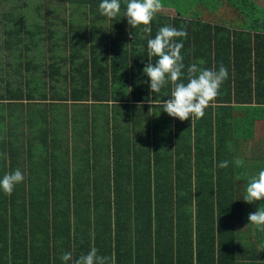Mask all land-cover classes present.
<instances>
[{"label": "trees", "instance_id": "trees-1", "mask_svg": "<svg viewBox=\"0 0 264 264\" xmlns=\"http://www.w3.org/2000/svg\"><path fill=\"white\" fill-rule=\"evenodd\" d=\"M38 1L44 6H37L32 10L25 8L20 11L18 17L14 15L15 18L10 15L11 25L7 33L18 34L20 28H23L25 19L36 22L26 27L32 30L30 34L34 38L44 33L51 37L57 33L60 26L68 25V33L84 37L83 45L86 44V49L82 51V43H80L78 53L84 55L87 52L84 56L89 57L83 59L79 65L73 64L74 58L65 60L69 67L64 73L60 72V67L55 64L49 65L40 77L34 70L36 66L34 71L28 72L30 76L25 82L27 100L36 102L37 98L56 96L57 99L52 100L58 101V111L56 112L55 106L52 105L53 108L45 113L49 120H46V129L39 133V135L45 133V146L53 148L59 119H62L64 126L67 127V111L60 110L59 103L68 101L83 103L87 95L94 99L95 112L107 116L105 119L107 137L114 140L112 143L123 138L125 132L127 137L116 142L120 154L109 151L106 167L103 169L101 163L97 161L94 167L88 168V171L80 172L77 169L75 174L69 175L61 161L62 169L58 173L49 167L54 152L48 155L49 159L39 154L35 168L40 169V172L46 171L45 179L33 181L30 175L26 174L27 176L24 175V180L15 186L10 196L0 191V264H65L61 260L65 252H71L73 258H78L82 253H87L91 247H95L100 256L109 254V258H112L114 255L116 264H121V260L116 256V252L121 249L128 254L127 261H146L140 254L145 253L146 250H141V247L146 242L148 248L156 249L154 260L159 264H236L238 261L236 224L240 221L246 223L249 211L252 208L256 210L263 207L264 200L253 204L243 201L248 182L246 157L242 158L241 155L232 153L234 143L231 149L230 133L236 135L234 139L236 141L237 138L252 134L255 122L263 121L264 108L261 105L264 104V99L261 100L258 96L262 95L264 87L261 86L260 91L254 93L243 88L239 89V92L245 90L250 102L253 97H257L255 101L258 104L250 106V109L246 107L244 117H241L234 127L226 123L231 117L230 107L219 108L215 127L217 126L218 129L223 127L224 131L222 130L223 135H221L218 129L215 130L216 150L212 148L210 142L212 124L208 121L198 125L194 131L189 127L186 133L181 132V134L179 133L181 127L172 130L176 141V146L173 147L175 158L169 161L166 152L163 153V150L170 148L169 145L174 142L172 131L168 127L166 131L160 128L159 132L169 136L152 137V135L146 146L148 149L139 147L141 149L139 150L135 147L136 140L133 141L127 135L131 130L125 129L124 132L122 123L120 124L114 116L121 111L126 112L124 108L128 107L124 104L148 100L149 94L154 99L158 98L156 93L126 90L113 81L120 62L135 61L133 56H129L133 55V52L126 49L135 38L136 30L127 24L123 14L126 8L123 0H121L120 13L113 19L100 14L98 6L101 0ZM181 1L185 6L200 8L206 12V23L201 25L200 32L205 36L201 48L204 46L207 55L206 67L217 70L223 64L228 70L231 68V62L235 60L237 72L238 69L244 71L251 68L248 55L239 59L236 54L239 50L249 53L253 50L256 57L258 49L256 44L258 40L264 41V37L236 29L231 40L230 36L225 34L229 35L227 29L213 23L215 13L223 17L231 12L227 11L229 8L234 9L232 11L236 15L242 13L248 16L246 10H253L248 0ZM61 4L70 6L76 18L58 23L57 9ZM246 4L248 7L244 6ZM45 6H51L50 11L54 14V21H51L50 27L43 25L47 23V21L43 22L46 20V15L43 13ZM162 6L174 5L166 2L162 3ZM176 12L178 18L175 17L170 24L177 30H184L182 25L185 24L186 36L176 40L177 43L182 44L180 54L185 55L186 51L198 45L197 32L191 28L192 22L181 20L184 14L180 8H177ZM164 17L155 14L156 21H151V33H146L144 45L148 39L155 37L157 25L159 28L166 26ZM161 18L164 22H158ZM74 21L78 24H70ZM14 27L15 32L12 31ZM139 27L143 28V26ZM238 27L243 28V26ZM113 34L116 35L111 39L112 36L109 35ZM224 36L226 38L223 39ZM241 41L246 43L240 44ZM250 41L254 42L253 47ZM230 48L233 49L230 51ZM146 51L144 55H148V50ZM69 52V55L73 56L76 50ZM221 54L224 56L218 57ZM148 58L149 56H144L140 65L147 64ZM154 59L156 57H151L152 63ZM60 61L62 62L63 59L60 58ZM42 62H38V65ZM262 64L264 59L257 65ZM87 70L90 74L86 73ZM108 71L113 78L109 81ZM73 73L74 76L71 75ZM244 75L245 73L242 74L243 77ZM44 77L50 80V84L55 79L58 80V90L54 87L48 89L49 83L43 79ZM89 77L99 81L90 93L86 90V82L84 85L81 83V79L86 80ZM236 80V77L231 78L228 70V78L221 85L216 98H220L221 91L230 92V85L236 83ZM53 84L51 86L55 85ZM40 88L43 91H40ZM222 99L225 100L224 93ZM110 106L111 116L108 111ZM103 107L107 110L103 111ZM209 109V107L205 109L203 116L212 119V111ZM121 118L123 119L124 116ZM92 124L94 128L99 127L98 119L93 120ZM5 137L6 141L7 134ZM44 143H41V146ZM184 151L186 154L182 156ZM66 157L69 161V154ZM237 159L243 161L242 166H236ZM223 161H227L228 166L218 167ZM8 165V168L1 165L0 178L18 168L14 163L9 162ZM72 166L74 167V163ZM71 177L77 182L69 181ZM152 224H156L153 234L150 230ZM186 231H189L190 235L185 234ZM142 234L147 235L140 238ZM147 252L150 253V250L148 249ZM21 254L24 261H6L7 258L19 260ZM245 255L246 251H243V257ZM67 264H71V261Z\"/></svg>", "mask_w": 264, "mask_h": 264}, {"label": "crops", "instance_id": "crops-1", "mask_svg": "<svg viewBox=\"0 0 264 264\" xmlns=\"http://www.w3.org/2000/svg\"><path fill=\"white\" fill-rule=\"evenodd\" d=\"M248 2L251 4V8L256 14V16L253 18L225 19L215 13L213 23L220 24L225 29H227L229 31V35L227 33L225 34L226 36H230L231 40L234 38L236 29H239V31L241 29L243 32L250 33L251 35L258 34L264 37V0H248ZM21 7L23 8L24 5ZM176 9L177 8L175 6H162L161 10L156 14L165 16L164 18L166 26L171 27L172 24H170V21H172L175 17L178 18ZM184 9L187 11L189 10V12H191L192 14H188L189 12L183 13L184 16L181 18V20L193 23L191 28L193 29V31L195 30L197 32L196 39L198 41V45H195V47H193L192 49L190 48L188 51L185 52V55H182V57L185 58L183 59V63L185 65L184 75L186 76L187 67L191 64L198 63L202 60L204 61V63L202 65H198L199 67L208 68L206 67L208 65H206L207 60L205 56L207 55L205 53V48L204 46L201 48V42H204L205 36L204 34L200 33L202 31L201 25L206 23V12L203 9L193 8L189 5H186ZM58 10H61L60 12H58V23L60 21L67 22L71 19L76 18V14L71 12L72 8L66 4L61 5L60 9ZM14 11H16V9H14V7L12 6L8 12L0 14V129L2 130L1 132L3 134H7L8 136L9 134L11 135L13 131H16L18 134L19 141L18 147L22 151L26 148V151H28V142L29 139H31L32 142L35 144L33 147V151L37 155H39L36 151L37 147L45 141V133H42L41 137L39 133L40 131L46 129L45 125L47 124V116H45L44 119L39 122V124L41 125L39 129H32L31 131L29 130V120L26 122L20 121L19 129L13 130L12 126H14V122L8 119L11 118L12 114H14L17 105L23 106L28 104L31 105L34 103H40L46 105L49 108V111L52 109V105H54L56 112L58 111V101L52 100L57 99L56 96L46 97L40 101L37 100V102H31L27 100V98L25 97V94L27 92L25 82L30 76V73L28 72H32L35 70L37 73H39L38 77H40V74H43V72L49 65L55 64V66L60 67V72L64 73L69 67L67 66V62L65 60H70L74 58L73 64H80L82 58L89 59V57L84 56L87 52H85L84 55L78 53V51L80 50V43H82V51H85L86 49V44L83 45L85 42L84 37H80L79 34H75L73 37L74 47H71L69 45L70 41L66 42L67 35H70V33H68L67 31L68 25L60 26L58 28L57 33L53 34L51 37H48V34L44 33L34 38L30 34L32 33V30H29L26 27H30L31 23L34 24L36 22L32 19V22L28 19H25L23 21V28H20L18 34L7 33L11 25L10 15L12 14V17L15 18ZM187 14L188 16L186 17ZM153 20H155V15L153 17ZM161 21L164 22V19H158V22ZM182 26L185 30V24H183ZM238 26H243V28H239ZM62 28L66 29V33L65 35L63 33V36L60 37L58 35V32ZM158 29L159 27L157 25V28H155V35ZM135 30V38L131 40V43L129 45L130 48L128 47L126 49V51L129 49L131 50V52H133V55H128L133 56L135 61L127 60V62H120L119 68L115 71L118 76L115 75L116 78L113 79L110 76V72L108 71L107 77L108 81L111 80L110 78H112L113 81H115L114 83L118 84L119 87H121L122 85V87L126 90L131 89L133 91H140L141 93H143V91H150V81L143 74V68L146 64L140 65V62L144 60V56H148L144 55L145 52H147V43L144 45L146 33H144L142 31V28L140 27H136ZM226 36H224L223 39L226 38ZM243 37L245 38V40H247L245 36ZM63 42L65 43V48L61 46V43ZM250 42L251 47H253L254 42ZM244 43L246 42H240V44ZM256 45L258 48L256 57L254 56L253 50L251 53H249L248 51L239 50V52H237L236 54V56H239V59L243 56L248 55L251 63V68H247L244 71L238 69L237 72V69L235 67L237 62L235 63V60H233L234 63L231 62V68L228 70L231 73V78L233 79L234 77H236L237 82L232 83L230 85V92L226 90H224V92L221 91L220 98H215L212 102H210L208 107L210 108L209 110L212 111V119L211 117L203 116L201 121H199V118H189V120H185L182 122L178 119L171 118L166 113H164L161 108V102L170 98L172 90V84L170 82L164 87H162L159 93H156L158 99L152 98V95L149 94L148 100H138L137 103L124 104L128 107L124 108L126 112L123 113L121 111L120 114H117L114 117L117 118L120 124L122 123V130L124 132L125 129L131 130V132H127V135L133 141L136 140L137 144L135 145V147L138 149L141 146L145 147L148 144V140L152 135V137H155L156 135H161V137L169 136L168 134L162 135V133L159 132L160 128L162 129V131H166L168 127L172 131L173 129L175 130V128L177 127H181V131H179V133L181 134V132L186 133L188 127L189 129L194 131L198 125H203L205 122L208 121L212 124V129H210L211 141H209L212 142V148L216 150L217 138L215 130L218 128L217 126L215 127V125L217 120L216 113L219 111V108L222 106L230 107L231 117L230 119L226 120V123L227 125H231L232 127H234L237 124L238 120L241 117H244V109L246 107H249L250 109V106L258 104L257 101H255V98L257 97H253V100L250 102L247 98V94H245V90L254 93L259 92L261 86L264 87V64L257 65L262 59H264V41L260 42L258 40V44ZM64 49L68 50V53L66 55H64L63 53ZM232 49L233 48H230V51ZM71 50H76V53H73V56L69 55V51ZM61 54L63 55L60 57ZM220 56H224V54L218 55V57ZM60 58L63 59V64L60 61ZM148 59L151 62V57H149ZM155 60L156 59H154L153 64L155 63ZM40 61L43 62L38 65V62ZM127 64L128 66L126 67ZM224 67L226 68V66ZM86 73L90 74V71L87 70ZM243 73H245L244 77L242 76ZM43 79L46 80V82L48 81V89L54 87L55 90H58V80L55 79L53 81V83L55 84L54 85L53 83L50 84V80H47V78L44 77ZM44 80L43 82H45ZM77 81L78 80L76 79L75 82ZM81 81L82 85H84V83L86 82V90H88L89 93L91 90H94L96 84L99 82L94 79H91L90 77L86 80L81 79ZM40 82H42V80ZM184 82H186V80ZM52 84L54 86H51ZM240 88L245 89L244 92H239ZM39 90L43 91V89L41 88ZM222 93H224L225 95V100L222 99ZM261 94L262 95H259L258 98L262 100L264 99V92ZM149 101H151V103H149ZM82 102L83 103H72L71 101H68L66 103H59V105H61L59 109L62 111H67L68 121L67 127H65L63 120H58V131L57 133L55 132L57 136L55 135L52 152H54L55 148V151L56 149H58V153L66 152L69 155L70 153H72L73 158H75V154H80L81 160L84 159V154L87 155L90 149L91 153L94 152V126L92 124V118H89V113H93L96 110V106L94 103V99H92L90 95H87V98L84 99V101ZM137 105H140V107H137ZM261 106L264 108V104H262ZM110 109L111 106L110 108H108V111ZM42 114L45 115V113ZM126 114L128 115V117ZM109 116H111V111H109ZM122 116H124L123 119L121 118ZM56 120L57 117L55 115V121ZM218 130L221 132V135H223L222 130L224 131V128L221 127ZM171 135L173 138L172 141L174 142H172V144L170 145V149L174 152L173 147L176 146V141L175 136H173V131ZM138 136H140V140H138ZM124 137H127L126 132L125 135H123V138ZM230 137L232 140L231 149L232 144L234 143L232 153L236 155H241L242 158L246 157L247 179H249L253 175L258 174L260 170L264 169V119L263 121L255 122L252 134H249L247 137L237 138L236 141L234 140L236 138V135L233 136V134L230 133ZM123 138L121 137L120 140H123ZM70 143L73 144L71 148L67 146ZM249 148H252V150H249ZM73 163L74 159L69 158V164H71V166H69L70 170L73 169ZM24 169L25 171H28V168L26 166H24ZM28 172H23V175H29ZM173 178H175V175H173ZM71 180L75 179L71 177L70 181ZM254 211L255 209L252 208L249 211V214ZM247 224L248 223L240 221L236 224L235 227V238L237 242L236 252L238 260L236 261V264H240L243 262L246 264H257V260L264 261V231H260L253 225H251L253 226V228H247ZM155 228L156 224H152V226L150 227L152 234L154 233ZM242 228H244V230H241ZM146 235L147 234H142L140 238L145 237ZM146 243L148 244V242ZM146 243L144 246L141 247V250H146L145 253H140L141 256L146 259V261H127L128 254L124 253L122 249L118 250V252L115 251L116 256L119 257V259L121 260V264H159L157 261L154 260L156 257V249L154 247L148 248ZM148 249L150 250V253L147 252ZM243 251H246V255L244 257ZM106 257H109V254ZM149 258L150 261H148ZM2 260L5 261L4 259ZM6 261H24L23 254L20 255L19 260H12L7 258ZM110 261V264H116L114 255H112Z\"/></svg>", "mask_w": 264, "mask_h": 264}, {"label": "clouds", "instance_id": "clouds-1", "mask_svg": "<svg viewBox=\"0 0 264 264\" xmlns=\"http://www.w3.org/2000/svg\"><path fill=\"white\" fill-rule=\"evenodd\" d=\"M123 2L126 5L123 14L127 24L133 28L143 26L142 31L150 34L151 21L161 10L162 0H123ZM98 7L101 15L113 19L121 11V0H101ZM185 36L184 30L170 26L159 28L155 37L147 40L148 56L156 57L155 63L149 61L143 68V74L150 81L149 89L152 94L159 93L169 82L172 84L170 98L161 102V108L169 117L182 122L189 118H202L205 109L217 97L221 85L228 78V70L223 64L218 70L202 68L198 66L204 63L202 60L188 66L185 76V65L180 54L182 44L176 42L177 38ZM235 164L237 167L242 166L243 161L237 159ZM227 166V161L218 165L220 168ZM23 180L24 175L20 169L6 173L0 178V191L10 196L15 186ZM260 200H264V169L248 179L243 198L248 204ZM247 220L248 224L264 231V207L251 212ZM61 260L65 264L69 261L71 264H110V258L98 255L95 247H91L87 253H82L78 258H73L71 252H65ZM257 264H264V261L257 260Z\"/></svg>", "mask_w": 264, "mask_h": 264}, {"label": "rangeland", "instance_id": "rangeland-1", "mask_svg": "<svg viewBox=\"0 0 264 264\" xmlns=\"http://www.w3.org/2000/svg\"><path fill=\"white\" fill-rule=\"evenodd\" d=\"M0 2H1L0 14L8 12L10 10V8L13 6L14 9H16V11L14 13L15 16L20 14V11L25 9V8H27V10H32L33 8H36L37 6H44V4L39 3L38 0H0ZM166 2H168L169 4L173 3V5L176 6L177 8H180V10L183 13H188L189 12V11L184 9L185 8L184 7L185 4L181 0H162V3H166ZM23 5H25L24 6L25 8L21 7ZM61 5H58V9H60ZM244 6L248 7L247 4L244 5ZM20 8H22V9H20ZM51 9H52L51 6L50 7L49 6H45L43 8V13L46 15L45 16L46 20H43V22L47 21V23L43 24L45 27H50L51 21H54V14L50 11ZM58 9H57V13H58ZM232 10H234V9H230V8L227 9V11H231V12L226 13L223 17L227 18V19H235L236 17L250 19V18H253V17L256 16L254 10L250 11L249 9H247L246 12H247L248 16H244L242 13L236 15V13H234ZM188 14H192V13L189 12ZM188 14L186 15V17L188 16ZM29 21H31V19ZM70 24L77 25L78 23L76 21H74V23L71 22ZM95 24L97 25L96 22H95ZM86 25H88V24H86ZM39 27H41V25H39ZM12 31L15 32V27L12 28ZM60 31H62V32H60ZM60 31L58 32V35L60 37L63 36V33L65 35L66 29L62 28ZM74 35H75L74 33H70L69 36L68 35H67V37L65 36L66 37V42L70 41L69 45L71 47H74V44H73ZM114 35H116V34L109 35V36H112L111 37V39H112V38H114ZM61 46L65 48V43L64 42L61 43ZM63 53H64V55H66L68 53V50L64 49ZM62 55L63 54H61L60 57ZM82 61H83V58H82ZM74 65H79V63H75ZM71 75L74 76V73L71 74ZM77 78H79V77L77 76ZM37 99H38V101L42 100L41 98H37ZM18 108H19V111H18ZM52 108H53V106H52ZM103 108H105V107H103ZM105 110H107V109L106 108L103 109V111H105ZM48 111H49V108L46 105H43V104H40V103H38V104L34 103V104H31V105L28 104V105H23V106L17 105V108L15 109L14 114H12L11 118H8V119L12 120L14 122V126H12L13 130H18L19 129L20 121L26 122L28 120H29V127H30L29 130L30 131L32 129L37 130V129H39L41 127L39 122H41L44 119V117H45V115H43L42 112L47 114ZM105 113H108V112H105ZM89 118H92V120L98 119V124H99V127H95L94 128V136L96 138V140L94 138V141H93V145H94L93 150H94V152L91 153V149H90V151L88 150L89 152H88L87 155L84 154V159L83 160L80 159V154H75L74 167H73L72 170H70V168H69V166H71V164H68L69 161H68V159L66 157L68 155V153H66V152L58 153V149H56V151H55V148H54V154H52L53 153L52 152V148H47L45 145H42V146L38 145L37 150H36L38 154L42 155L43 157L47 156V158H48V155H51V154L53 155L52 160L50 161V163H52V164H50L49 167L54 172L60 173V171L62 169V167H60L61 166L60 165L61 161L63 162L64 169H66V171H68L69 175L70 174H75V171H77V169L80 170V172H82L84 170L88 171V168L90 166L94 167L95 166L94 164L97 161L101 163V168L103 169V168L106 167L107 154L109 153V151H111L112 153H114V152L119 153V154L121 153L119 145L116 144V141L113 144L112 142L114 140L107 137V127H106V122H105V119H107V116L104 113H96L94 111L93 113L92 112L89 113ZM47 120H49L48 117H47ZM31 137H32V135H31ZM40 137H41V135H40ZM5 138H6L5 134L0 132V169H1V165L5 166V168L6 167L8 168V166H9L8 163L10 162V163L16 164L18 166V168L16 167V169H20L22 173L23 172L27 173L29 171L28 174L30 175V179L33 180V181H39L40 179H45L46 178L45 177V172L46 171L43 170V171L40 172L39 171L40 169L35 168V164H36V161H37V154L33 151V147H34L35 144L32 142V140L29 139L28 151H26L27 148L24 151H22L18 147V142L19 141H18V134H17L16 131H13L11 133V135H9V136L7 135V141H5ZM143 141H145V140H143ZM118 142H120V139L118 140ZM72 145L73 144L70 143L67 146H69V148H71ZM146 146L145 147L141 146L140 148L148 149ZM169 147H170V145H169ZM249 150H252V148H249ZM164 152H166V155H168L167 156L168 157V161L170 159L175 158V155H174L173 151L170 148H167L166 150H163V153ZM249 153H250V151H249ZM185 154H186V152L184 151V153H182V156H185ZM169 155H172V157L169 156ZM69 158L70 159L73 158V154L72 153H70ZM110 162H111V160H109V163ZM24 165L28 168V171L27 170L25 171ZM79 177H81V174L78 175V178ZM69 181H70V179H69ZM74 182H77L76 179L74 180ZM246 223H248L247 218H246ZM246 227L247 228H250V227L253 228V226H251V224L247 225ZM244 228H242L241 230H244ZM185 234L190 235V232L186 231Z\"/></svg>", "mask_w": 264, "mask_h": 264}]
</instances>
